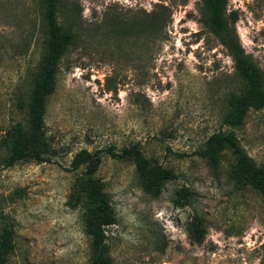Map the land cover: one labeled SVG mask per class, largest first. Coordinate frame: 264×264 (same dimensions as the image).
<instances>
[{"label": "rangeland", "instance_id": "374dc122", "mask_svg": "<svg viewBox=\"0 0 264 264\" xmlns=\"http://www.w3.org/2000/svg\"><path fill=\"white\" fill-rule=\"evenodd\" d=\"M200 3L59 0L58 21L75 37L47 100L50 160L5 167L8 131L27 124L47 33L41 0H0V238L8 225L14 232L6 264H89L84 206L71 204L84 167L70 161L82 148L133 143L176 178L151 194L133 163L103 152L95 176L115 212L106 227L114 264H264V198L232 178L231 149L217 167L195 154L227 129L228 98L245 89L229 50L201 22ZM225 12L264 83V0H227ZM235 131L264 165V108L249 110ZM182 188L191 191L186 206L175 203ZM195 216L205 229L200 242L185 231Z\"/></svg>", "mask_w": 264, "mask_h": 264}, {"label": "trees", "instance_id": "16d2710c", "mask_svg": "<svg viewBox=\"0 0 264 264\" xmlns=\"http://www.w3.org/2000/svg\"><path fill=\"white\" fill-rule=\"evenodd\" d=\"M45 8L47 38L45 51L38 64L26 105L27 124L17 122L8 131L9 150L4 166L19 162L50 160L51 146L47 140L45 113L47 100L55 89L59 63L75 32L70 24L58 21L59 0H41ZM227 0H201V22L209 27L233 57L235 67L245 80V89L232 93L228 98V111L222 119L226 130L210 134L195 154L217 167L220 153L229 148L236 160L231 169L232 178L242 185H249L264 198V165H259L242 147L235 129L244 123L249 110L264 108V83L261 71L250 61L238 40L235 17L226 15ZM165 7L164 5H160ZM165 22V21H164ZM163 22V23H164ZM103 152L119 160H128L135 166L142 188L158 195L164 183L176 178V173L146 156L137 143L117 150L114 146L102 150L80 149L71 159V169L84 167V176L75 180L72 205L82 203L84 231L89 237V264H114L106 242V227L115 223V212L104 191V183L95 176L101 164ZM191 202V191L182 188L175 203L186 206ZM185 231L191 242H200L205 229L203 220L195 216L187 223ZM14 247V232L11 225L4 228L0 238V264H6Z\"/></svg>", "mask_w": 264, "mask_h": 264}]
</instances>
